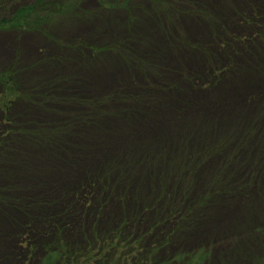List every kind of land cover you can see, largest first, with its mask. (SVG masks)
Segmentation results:
<instances>
[{
  "label": "rangeland",
  "instance_id": "374dc122",
  "mask_svg": "<svg viewBox=\"0 0 264 264\" xmlns=\"http://www.w3.org/2000/svg\"><path fill=\"white\" fill-rule=\"evenodd\" d=\"M58 6L0 28V264H29L58 215L74 243L142 210L169 257L260 264L264 0Z\"/></svg>",
  "mask_w": 264,
  "mask_h": 264
},
{
  "label": "trees",
  "instance_id": "16d2710c",
  "mask_svg": "<svg viewBox=\"0 0 264 264\" xmlns=\"http://www.w3.org/2000/svg\"><path fill=\"white\" fill-rule=\"evenodd\" d=\"M58 1L60 0H34L30 4L16 8L10 5L5 10L6 15L0 17V28L27 26L34 19H37L39 14H44L48 18L52 14V10L59 9ZM143 211L138 214L132 212L134 213L132 216H124L120 221L103 227L97 225L90 234L84 237L82 242L74 243H69L66 240L63 229L64 223L58 221V218L61 217L58 215L53 219H57L55 220L57 226L53 236L48 235L46 240H40L37 236L36 246L31 239L35 248L32 247L31 249L33 250L28 251L34 256L29 264H206L209 252L205 249L184 251L172 258L162 250V252L166 253L164 255L159 250L160 247L156 245L150 246L145 234L138 232V228L140 229L144 224L143 215H141ZM172 211L175 213L173 206L170 207L169 215ZM158 219L161 221L158 226H162L163 223L168 221L162 216L158 217ZM49 220L51 221V219ZM154 220L151 221L150 225L154 224ZM38 221L37 219L32 223L33 227ZM20 230V233H22V228ZM175 232L173 230L169 234L166 231L159 233V236L164 233L163 239H167H164L166 243L164 247L167 246L168 242L172 241L171 239ZM152 234L154 233L152 232ZM154 247H157L158 250ZM159 254L162 255V258L158 257ZM259 262L264 264L263 250L260 252Z\"/></svg>",
  "mask_w": 264,
  "mask_h": 264
},
{
  "label": "bare ground",
  "instance_id": "6f19581e",
  "mask_svg": "<svg viewBox=\"0 0 264 264\" xmlns=\"http://www.w3.org/2000/svg\"><path fill=\"white\" fill-rule=\"evenodd\" d=\"M3 40V36H0V41H2Z\"/></svg>",
  "mask_w": 264,
  "mask_h": 264
}]
</instances>
